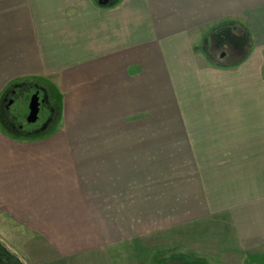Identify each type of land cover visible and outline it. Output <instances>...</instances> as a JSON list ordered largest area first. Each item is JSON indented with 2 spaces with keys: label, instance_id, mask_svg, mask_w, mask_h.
Wrapping results in <instances>:
<instances>
[{
  "label": "crops",
  "instance_id": "crops-1",
  "mask_svg": "<svg viewBox=\"0 0 264 264\" xmlns=\"http://www.w3.org/2000/svg\"><path fill=\"white\" fill-rule=\"evenodd\" d=\"M225 28L236 32L243 28L253 40L252 54L239 63L225 64L228 54L214 50V38ZM0 64H8L2 81L27 73L34 76L16 80L38 76L58 80L69 101L81 97L76 103L87 105L79 109L82 112L118 110L116 118L121 119L132 106L135 112H150L152 99L157 111L156 97L171 104L174 119L161 121L163 127L178 129L177 143L183 146L178 157L199 161L195 166L200 173L191 178L193 187L180 180L178 199L166 197L164 208L179 213L187 207L200 209L198 216L182 217L180 224L214 216L229 223L230 232H222L236 234L242 245L214 250L217 253L209 256H218V262L211 264H264V0H0ZM0 129L6 135L0 145L4 207L24 218L96 219V211L98 219L103 218L97 208L105 207L103 202L110 197L106 174L89 161L105 157L89 153L82 158L89 161L80 171L74 161L80 158L74 153H24L6 146L10 140L46 136L29 138L7 133L1 125ZM144 163L134 162V174L135 169L148 168ZM76 171L82 172V179ZM139 176L134 185L142 182L144 177ZM166 181L160 184L165 186ZM207 183L214 185L213 192H242L243 199L233 195L215 208L207 202L205 192L212 190ZM190 187L195 192L187 196ZM144 188L148 198L154 188ZM252 193L258 197L254 199L258 208L250 203ZM76 201L84 206L75 216ZM174 211L164 215L175 218ZM172 256L156 264L208 260L188 253Z\"/></svg>",
  "mask_w": 264,
  "mask_h": 264
},
{
  "label": "rangeland",
  "instance_id": "rangeland-1",
  "mask_svg": "<svg viewBox=\"0 0 264 264\" xmlns=\"http://www.w3.org/2000/svg\"><path fill=\"white\" fill-rule=\"evenodd\" d=\"M242 29L236 32L225 28L214 38L216 48L214 50L218 54L222 53L221 55L228 54L225 58L227 65L239 63L249 57L254 50L253 40H250L248 32H243ZM211 58L216 59L213 55ZM4 67L7 68L8 64H0V75L3 74ZM26 76L32 77L34 73L20 74L7 81L0 79V92L2 91L0 103H6L12 89L21 87L25 93L24 98L10 107L11 115H16L18 109L24 107L27 108L25 115L28 116L29 98L35 90L41 91L45 98V107L39 115L36 127L27 126L26 130L31 131L45 125L53 111L57 120L62 114V103L65 109L53 128H47L49 124L45 126L47 132L40 136L48 138L18 142L13 140L14 143L10 140L6 144L11 148L8 150L24 153L36 151L74 153V157L80 158L74 160L75 167L80 171L87 166L89 160L82 158L86 159L88 155H92L89 153H94L97 158L105 157L104 160H98L100 165L97 160H90L89 164L104 169L103 174H106V182L105 180L104 182L107 184V194L110 197L103 202L105 207L100 209L96 207L103 216L101 219H98L99 213L96 208L93 209L96 211V219H34L32 215L25 219L19 215L20 212H13L12 209L4 207L0 201V245L21 264H156L168 259L173 253L207 257L209 261L197 258L192 264H211L218 262V256H209L214 250L242 245L236 234L227 235L222 232L228 231L229 223H226V220L225 223L220 222L223 219L214 216L202 222L198 219L196 223L180 224L182 217L194 218L200 214V209L187 207L179 213L178 209L173 207L164 208L166 197L171 201L178 199L177 186L180 180L187 181V186L190 183L193 187L191 178L200 173L195 166L199 161L178 157L180 149H183V146L177 143L178 129L163 127L161 121L174 119L170 112L171 104L156 97L157 111L154 107L156 100L152 99L153 106H147L150 112H135L132 106L129 112H123V118L118 119L116 118L120 117L118 110L98 111L95 108L94 112L79 111L87 107L81 104V101L76 103V99L80 100L81 97H71L72 102L69 101V98L63 94L64 90L60 88L59 81L53 80L54 78L38 76L39 78L33 80H16L17 77ZM29 80L35 81V84L32 82L27 84ZM106 115L109 119L111 116L115 119L105 120ZM138 116H141L139 117L141 120H132L133 117L138 118ZM13 132L15 131L9 133ZM5 137L0 129V145ZM165 151L170 152L164 155L169 158L161 156ZM139 160L145 162L144 165L148 168L138 171L135 169L136 174H134V162ZM209 171L211 170L204 169V173L209 174ZM81 173L77 174L76 171L79 179H82ZM139 174L144 178L140 184L135 182L134 185V179H140ZM162 179L167 180L165 186L160 184ZM146 181L147 185L154 188L148 198L144 192L146 188L142 189L147 186ZM207 187L212 189L205 192L207 202L215 208L220 201L230 202L233 195L239 194V198L243 199L242 192L217 190L213 192L214 185L207 183ZM194 192L190 187L186 195H194ZM254 194L252 193L250 203L258 208L259 203L254 200L258 197ZM151 196L155 198L153 201L150 199ZM246 202L247 199L243 201L244 204ZM76 204L75 216L78 212L81 213L80 210L84 206V203L79 201H76ZM21 206H25L23 202ZM203 208H208V212H211L209 207ZM169 209L175 210L172 212L175 218L168 219L164 215ZM27 213L28 209L24 214ZM179 215L181 218L177 217ZM209 219L215 220L212 222ZM62 236L69 239H64ZM66 240L69 244L65 246ZM251 240V244L253 242L256 244V241ZM216 253L215 251L214 254Z\"/></svg>",
  "mask_w": 264,
  "mask_h": 264
},
{
  "label": "flooded vegetation",
  "instance_id": "flooded-vegetation-1",
  "mask_svg": "<svg viewBox=\"0 0 264 264\" xmlns=\"http://www.w3.org/2000/svg\"><path fill=\"white\" fill-rule=\"evenodd\" d=\"M102 1H110V0H102ZM36 93L39 95V98H40V102H41L40 113H42V110H44V107H45V98L41 94V91L35 90L34 92H32L30 95L31 97L29 98V102L31 98L33 97V95ZM24 94L25 93L23 89H21V87L20 88L17 87L15 89H12V92L8 95V98L5 104L6 114H5L3 123L9 131L10 130L15 131L16 129H19V131H24L25 124H20L18 122L19 119L15 115L10 114V110H11L10 107H12L14 103H17V101L19 102L21 98L24 96ZM26 118L27 116L24 119V123H26V125H33V124H28ZM0 264H21V263L17 259H15L11 254H9L0 245Z\"/></svg>",
  "mask_w": 264,
  "mask_h": 264
},
{
  "label": "trees",
  "instance_id": "trees-1",
  "mask_svg": "<svg viewBox=\"0 0 264 264\" xmlns=\"http://www.w3.org/2000/svg\"><path fill=\"white\" fill-rule=\"evenodd\" d=\"M31 82L35 84V81H31V80L27 81V84H31ZM17 103H18V101H17ZM5 104H6L5 102H1L0 103V125L8 133V129L6 128V126L3 123L4 117H5V114H6L5 113L6 112L5 111ZM26 111H27V108H24V107L20 108V109H18V112L15 115L19 119L18 122L20 124H25L24 131H19V129H16L15 132H13L12 134L17 135V136L29 137V138L39 137L41 134L43 135V134H45L47 132L45 130V126L47 124H49L47 128H53L54 127L53 126L54 123H56V121L60 120V117H61V114H60L59 118H57V120H56V115H55V112L53 111V113L51 114V116L49 118V121L47 123H45V125L40 126V127L35 128V129L30 131V130H26V127L27 126L36 127L37 123L33 124V125H26V123H24V119H25V116H26L25 115ZM10 131H12V130H10Z\"/></svg>",
  "mask_w": 264,
  "mask_h": 264
},
{
  "label": "water",
  "instance_id": "water-1",
  "mask_svg": "<svg viewBox=\"0 0 264 264\" xmlns=\"http://www.w3.org/2000/svg\"><path fill=\"white\" fill-rule=\"evenodd\" d=\"M100 3H104L107 1H102V0H98ZM40 98L39 95L36 93L33 95V97L31 98L30 102H29V113L28 116L26 118L27 123L28 124H35L37 123L38 119H39V114H40Z\"/></svg>",
  "mask_w": 264,
  "mask_h": 264
}]
</instances>
